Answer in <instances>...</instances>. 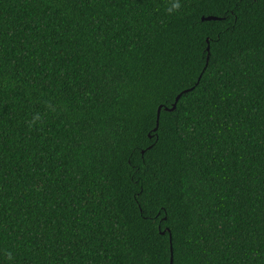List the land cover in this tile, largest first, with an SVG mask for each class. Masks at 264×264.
I'll list each match as a JSON object with an SVG mask.
<instances>
[{"label":"trees","instance_id":"trees-1","mask_svg":"<svg viewBox=\"0 0 264 264\" xmlns=\"http://www.w3.org/2000/svg\"><path fill=\"white\" fill-rule=\"evenodd\" d=\"M171 259L264 264V0H0V264Z\"/></svg>","mask_w":264,"mask_h":264},{"label":"water","instance_id":"water-1","mask_svg":"<svg viewBox=\"0 0 264 264\" xmlns=\"http://www.w3.org/2000/svg\"><path fill=\"white\" fill-rule=\"evenodd\" d=\"M217 18L215 17H203L202 20H207V21H210V20H216ZM189 90H186V91H183L181 94H179L176 98V101L175 103L173 104V106L169 109V108H166V110H174L176 108V105H177V102L179 101L180 97L182 96V94H185L187 93ZM160 111H161V107H159L158 109V115H157V127H158V121H159V116H160ZM157 127L155 128V131L157 130ZM171 264H172V259H171Z\"/></svg>","mask_w":264,"mask_h":264},{"label":"clouds","instance_id":"clouds-1","mask_svg":"<svg viewBox=\"0 0 264 264\" xmlns=\"http://www.w3.org/2000/svg\"><path fill=\"white\" fill-rule=\"evenodd\" d=\"M177 7H178V5H177Z\"/></svg>","mask_w":264,"mask_h":264}]
</instances>
